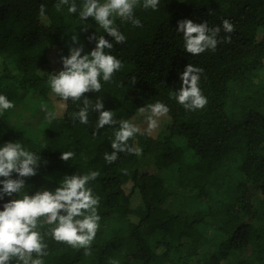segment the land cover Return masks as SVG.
I'll return each instance as SVG.
<instances>
[{
  "label": "trees",
  "instance_id": "1",
  "mask_svg": "<svg viewBox=\"0 0 264 264\" xmlns=\"http://www.w3.org/2000/svg\"><path fill=\"white\" fill-rule=\"evenodd\" d=\"M56 2L0 0V95L13 103L29 96L34 107L48 104L54 113L48 80L62 70L60 57L77 46L72 35L84 53L95 47L88 35L112 40L92 18L81 32L78 14L66 6L57 12ZM134 15L142 26L116 18L126 40L106 50L122 68L110 82L101 81V93L85 95L93 103L102 96L103 110L118 121L142 118V130L148 113L140 107L157 101L169 107L160 130L129 140L140 155L120 153L107 164L103 155L112 151L114 129L97 130L98 113L91 110L88 124L73 121L83 105L69 100L65 107L57 96L62 112L42 121L39 131L22 122L6 125L8 113L0 115V146L18 141L47 161L26 179V194L54 190L66 175L100 173L89 184L100 198L101 217L91 255L56 242L43 225L44 264H264V0H160L158 10L138 6ZM184 19L221 27L214 52L185 51L183 33L176 31ZM225 19L234 25L230 34L223 31ZM227 35L230 43L223 42ZM188 64L203 69L199 87L208 103L202 110L187 111L169 96ZM64 151L75 155L62 161ZM161 169L173 174L171 184ZM184 190L203 198L196 216L184 205ZM172 192L183 205L175 212L165 206ZM9 199L0 200V210ZM211 241L216 247L205 249Z\"/></svg>",
  "mask_w": 264,
  "mask_h": 264
},
{
  "label": "clouds",
  "instance_id": "2",
  "mask_svg": "<svg viewBox=\"0 0 264 264\" xmlns=\"http://www.w3.org/2000/svg\"><path fill=\"white\" fill-rule=\"evenodd\" d=\"M159 4L160 0H142V4L141 0H82L78 5L76 0H57L54 5L57 12L66 6L69 14H78L81 32H87L89 25L86 21L92 18L103 33L112 38L110 41L104 35H88L86 38L89 42L95 41V47L84 53L78 35L73 34L72 43L77 46L69 47V54L60 57L62 70L50 75L48 80L52 93L65 102V107L69 100L73 104L83 105L72 113L73 121L88 124L91 110L98 113L97 130L105 126L114 129L110 144L112 151L103 155L107 164L114 163L120 153L140 155L141 149L131 147L129 140L138 134L154 132L159 127L160 118L170 111L166 104L159 101L140 107V113H148L147 128L142 130L128 120H116L113 111L103 110L102 96H98L93 103L85 95L101 93V81L110 82L122 68L121 61L106 51L113 48V41L120 44L126 40L116 26V18L141 27L140 20L134 15L135 9L142 6L156 11ZM39 11L41 15L45 13L43 4ZM222 28L225 33L234 31V25L227 19L222 21ZM176 31L183 33L184 49L191 55H199L206 50L214 52L221 43V27L210 28L206 21L194 23L190 19L180 20ZM223 42L230 43V35L225 36ZM202 72V68L186 65L180 74L179 89L169 93L170 98L187 111L202 110L208 103L199 87ZM14 106L5 95H0V115ZM42 109L46 110L44 106ZM55 115L48 111L46 118L51 122ZM96 134L93 132V136ZM74 155V151H64L60 159L69 161ZM41 163L46 164L47 161H42L40 155L27 150L18 141L0 146V178H3L0 179V200L10 198L0 210V264H11L12 261L16 264H44L42 257L47 255L48 246L39 230L43 225L50 226L47 234L56 242L74 249H84L85 255H91V245L100 227L101 217L97 212L100 198L93 193L89 184L100 173L90 171L84 175H66L54 190H38L28 195L25 181L38 174ZM14 194L21 198H12Z\"/></svg>",
  "mask_w": 264,
  "mask_h": 264
},
{
  "label": "rangeland",
  "instance_id": "3",
  "mask_svg": "<svg viewBox=\"0 0 264 264\" xmlns=\"http://www.w3.org/2000/svg\"><path fill=\"white\" fill-rule=\"evenodd\" d=\"M101 2H104V0H101ZM53 101H55V113L59 114L63 110V105L61 102L58 101L55 94H52ZM31 97H26L25 99L18 100L17 102H14V108L7 110L8 113L6 117V125H13L17 122H22L29 130L33 131H39V125L42 121L47 120V112L51 111L52 109L48 104H38L36 107H34L30 102ZM42 106L46 108V110L42 109ZM162 118H165L162 117ZM160 118V120L162 119ZM143 119L141 118V121L136 123L137 126L143 127ZM159 127L154 131L156 133L158 130L161 129L160 121ZM163 123V122H161ZM162 125V124H161ZM159 174L162 175L165 179V182L167 184H171L173 182V174H169L167 169H161L159 171ZM184 194H182L184 205L192 210L191 214L196 216L197 211L200 209L203 198L200 197L195 190H184ZM179 196H177L174 192H172V195L168 197L165 206L168 209H171L172 211L179 210L180 206L182 205V202L179 201ZM195 210V211H194ZM200 226V225H199ZM214 239V238H212ZM215 241H211L207 246H205V249H214L216 247ZM239 256L243 255V252H238Z\"/></svg>",
  "mask_w": 264,
  "mask_h": 264
}]
</instances>
